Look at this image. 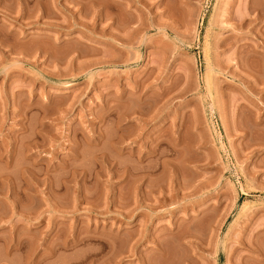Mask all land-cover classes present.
I'll use <instances>...</instances> for the list:
<instances>
[{
	"label": "rangeland",
	"instance_id": "obj_1",
	"mask_svg": "<svg viewBox=\"0 0 264 264\" xmlns=\"http://www.w3.org/2000/svg\"><path fill=\"white\" fill-rule=\"evenodd\" d=\"M0 264H264V0H0Z\"/></svg>",
	"mask_w": 264,
	"mask_h": 264
},
{
	"label": "bare ground",
	"instance_id": "obj_2",
	"mask_svg": "<svg viewBox=\"0 0 264 264\" xmlns=\"http://www.w3.org/2000/svg\"><path fill=\"white\" fill-rule=\"evenodd\" d=\"M26 3V2H25Z\"/></svg>",
	"mask_w": 264,
	"mask_h": 264
}]
</instances>
